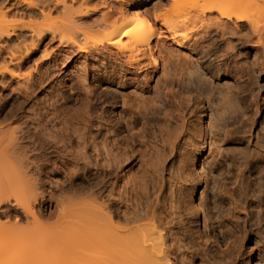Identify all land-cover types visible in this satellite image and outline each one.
Returning a JSON list of instances; mask_svg holds the SVG:
<instances>
[{
	"label": "rangeland",
	"instance_id": "1",
	"mask_svg": "<svg viewBox=\"0 0 264 264\" xmlns=\"http://www.w3.org/2000/svg\"><path fill=\"white\" fill-rule=\"evenodd\" d=\"M45 1L0 0V70H8L9 72V74L0 76V106L9 103L4 114L9 113L12 109L16 114L25 111L28 122L39 125V134L43 137L44 144L49 145L47 146L48 149L52 147L54 150L56 148V151L58 150V154L53 149L50 150L51 153L47 150L46 155L40 158L42 164L38 162V165L41 166L42 171L39 173L36 171V166L30 162L33 161V158L35 159L34 154H29L31 152V141L22 142L23 145H30H27V147L24 145L25 147H23L26 150L29 149L27 153L30 155L28 156L30 161L28 162L33 165L28 171L29 180L32 182L36 179L41 180L40 193H44L45 196L44 213L46 217L42 221L45 230L55 231V229L70 228V226L74 227L77 223H81V225L91 224L90 226L95 230V235L101 231L104 232L105 228L102 223L105 222L103 215L107 214L105 212L107 205H110L111 209L118 212L115 213L122 217L121 220L114 222L115 225L122 227L121 229L127 227V229H130L132 225L130 226L127 223L125 219L127 216L131 217L134 214L151 213L152 211L164 223L172 264H215V261L217 263L222 262L224 256L226 257L224 261L231 262V259H233L236 260L234 264H241L248 258L252 249L256 251L250 264H264V221L261 225L256 224L254 221L256 216L251 215V218L249 217L245 223V220L240 218L239 214L228 205V202L221 199L222 196L220 197V193L224 190L227 191L234 187L235 179L233 175L236 172L231 166V173H228L229 167L223 163L221 156L214 154L207 158V156H210V152H208L209 155L207 154L205 157V175H208L210 168L215 169L213 174L209 175L211 186L207 187L206 185L203 188L204 194H202L203 191H200L202 193H200V196L198 194L195 199L197 204L205 200L201 204L203 209L200 211V215L195 216L190 215L184 208L181 209L179 206L171 207L170 195L173 194L172 189H174L173 186L176 185L177 181L174 175L177 176L178 173V169H175V167L178 168V165H180V162H178L180 157L177 155L179 152L176 155L174 153L172 157L168 153V158H164L166 160L161 164V173L154 176L150 170V156L147 157L149 153L141 155H145L147 161L144 160V157L138 159L137 155H135V160L134 157L129 156V158L123 159L125 163L120 161L122 166L119 164L120 162H118L119 165L116 168L109 164V167H107L112 168L111 170L105 168L108 162L103 163L105 161H103V158L106 159L103 157L104 155L102 158L101 155L98 156L99 153H95L98 149V152L101 153L100 150H102L103 145L101 148L98 147L106 136H108L105 139L107 141V139H110V135L113 137L114 133L117 134L118 140L120 139L119 141L123 142L122 146L125 142L131 140L133 133L126 127L133 121L132 126L141 128L140 112L144 109L149 110L148 119L150 123L147 125L148 127L142 126V128H146L143 131L148 137L144 136L148 141V146L151 147V141H149L152 138L151 119L153 124L163 122V111L169 108L164 96L165 92L162 90L161 92L160 89L156 92L155 89H158L157 84L159 86V82L168 80L167 78L171 80V75L176 74L179 75L177 79H183H181L183 81L182 87L193 91L194 95H203L206 98V109L210 119L211 114H216L218 104L220 102V104L224 103V95L231 90L235 96V93L239 90L241 94L237 93L239 96H235L238 99L236 100L233 96L235 103L240 104L243 108L240 105L238 107H241L242 110L246 109V111L243 110L245 111L244 115L252 117L253 114L258 119L259 124L255 127L253 134L248 136L249 144L243 145L241 141L231 144L226 140H222L220 143L217 141V144L225 151L242 149L247 145L251 150L255 149L259 135L264 134V131L261 130L264 127V47L255 43V41L253 44L252 34L249 33L248 28L238 31L231 26L223 29L222 27L213 28L211 36L207 35L204 41H201L197 46L194 45L195 50L191 46H189L190 49L189 47L182 49L177 47L174 41L171 40L170 34L159 24V28H162L161 36L157 38L159 43L157 39L154 41L153 47H156V56L159 57L161 65L158 70H154L150 65V67L147 66L149 62L144 61V64L142 61V66H137L138 64L126 59L124 56L120 58L121 56L116 55L118 54L115 51L116 49H113L116 53L112 50L113 53L108 52L109 50L95 52V49H91L93 51L87 54L78 52L75 49L76 47L72 49L74 41L82 47L94 46L95 43L104 38V30L98 28L90 30L86 27V30H81L82 33L77 36L74 32L72 33L73 30L68 29L69 22L67 14L63 11V0H53L62 4L55 9L54 4L56 3L52 2L53 6L50 7L47 4L48 2L44 4ZM104 1L108 2L104 4ZM127 1L89 0V7L91 9L98 7L102 11L110 9L112 12L118 13L126 7ZM154 1L156 0H147L144 4V10L151 11L153 14L158 12V15L163 17L164 15L167 17L172 15L169 1L160 7L153 5V3L158 4V1L157 3ZM67 3L70 6L75 5V9L80 6V3L74 4L72 0H67ZM104 5L105 7H103ZM9 8H12V10L10 11ZM116 8H118V11ZM43 9L46 13L42 12ZM170 11L171 13H169ZM97 16L100 17L99 14ZM95 18L97 17L95 16ZM79 21H84L89 24L88 26L92 23L89 16L80 17ZM85 23L84 25L87 26ZM53 36L57 38L56 41H52ZM249 39H251V43ZM63 43L64 47L67 45L68 48L62 47ZM212 47L218 53L213 52L211 56H207V52L212 50ZM61 58L67 59L64 61ZM225 66L229 67L226 68ZM247 66H249V69ZM183 67H186L185 70L187 68L193 70L192 68L195 67L196 71L200 69L201 72L195 71L194 78L191 79V76L187 75L190 72L188 70L187 72L184 70L186 73L183 72ZM169 70L173 74L170 75ZM151 73L153 74L152 80L149 77ZM183 75L187 76L184 78ZM83 76L88 78L87 81L82 80ZM191 80L192 82H189ZM252 83L254 86H252ZM89 85L92 87H90L91 89H88ZM162 85L159 88H162ZM4 86H7V89ZM252 88L255 91H251ZM158 91L161 94L164 92L163 97L160 96L161 94ZM211 91L215 94V97ZM250 92L254 96L253 98L252 96L250 98ZM157 93L160 97L156 95ZM210 98L211 100L214 98V105L208 103V100L211 101ZM164 102L167 103L168 108ZM193 108L196 107H192L189 109L190 111L186 108L188 118L190 112H195ZM192 109L193 111H191ZM156 112L157 114H154ZM192 113L191 117L194 118L196 113ZM254 113H256V116ZM153 114L155 116L151 117ZM241 114L238 115L241 117L240 120L237 119L239 120L238 128L248 125L246 117L243 119ZM16 124L21 126L20 121L16 122L14 127ZM111 127L114 132L109 129ZM140 128H135L136 131H133L135 135L139 136L136 133ZM242 130L236 132L240 134ZM143 131L138 132L141 134ZM137 136H134L135 140H139ZM235 136L236 138L241 137L237 134ZM262 137L264 138V136ZM263 138L261 140L264 143ZM94 146L98 149L95 148L97 150H94ZM180 146L183 149L186 148L183 144ZM59 149L62 150L59 151ZM111 158L113 159V156ZM111 158L106 160L108 161ZM113 164L117 163L114 162ZM237 164L236 162L235 165ZM137 166L139 167L137 168ZM259 167L258 169H261ZM258 169L254 174L256 176L252 178L254 180L258 178L257 175L260 172ZM30 170L33 172H30ZM17 186H19V190ZM23 186H27L28 189L29 184H23ZM13 187L11 190H7L8 198L11 201L22 196V194L19 195L20 184ZM24 187H22V191ZM29 192L30 190H25L26 194ZM217 200L219 205L215 204ZM220 214L222 215L221 222L217 221ZM87 219L91 220L90 223ZM97 224H100L101 227L97 228ZM95 239L88 246V250L91 251L88 253L91 256L88 253L86 254L90 257L91 262L86 260L84 264H100V260L97 259L98 256H101L100 259H103L104 262L106 251L100 249L101 251L97 252L98 250H95L93 245L97 246ZM98 243L101 246L102 239ZM48 250H44V254L47 255L42 259H38L37 264H48L50 258L51 260L53 258L59 259L58 254L54 255L51 250ZM68 253V257L67 253H64L63 256L65 257L60 259V264H80L75 259L76 256H71L70 252ZM194 254L201 261H194L192 258ZM81 257L83 256L79 255V259Z\"/></svg>",
	"mask_w": 264,
	"mask_h": 264
},
{
	"label": "bare ground",
	"instance_id": "2",
	"mask_svg": "<svg viewBox=\"0 0 264 264\" xmlns=\"http://www.w3.org/2000/svg\"><path fill=\"white\" fill-rule=\"evenodd\" d=\"M72 1L74 4L80 3V6L75 9V5H68L67 0L62 1L63 5L61 4V2L56 3L53 0H46L44 4L48 2L47 4L51 7L52 2L56 3L54 4V9L58 6L60 7L61 5L64 6L63 11L65 14H67L69 22L68 29L73 30L72 33L74 32L77 36L82 33L81 30H86V27L90 28V30L93 28L104 30V38L95 43L92 47H82L75 41L72 43V49L73 47H76L75 49L78 52L86 54L92 52L93 50L91 51V49H95V52H103V50H109L108 52H112L113 49H116L115 51L118 52V54L116 55H119V57L121 56L120 58H123L122 56H124L126 59L138 64L137 66H142V61L143 63L144 61L147 63L149 62L147 66L150 65L151 68H154V70H158L161 62L159 57L156 56V47H153V43L157 38L161 36L162 28H164L166 32L170 34L172 38L171 40L174 41L177 47L182 49L191 46L195 50L194 45L197 46L201 41H204L207 35L211 36V30L213 28L222 27L223 29L224 27L229 28L231 26L238 31L243 28H248L249 33L252 34L251 39L253 44L255 41V43L261 44V46L264 47V0L154 1L156 3L158 1V4L153 3V5H156L157 7L162 6L164 3L166 4L167 1L170 2V10L172 11V15L169 17H167L166 15H164V17L162 15H158V12H155L157 14L156 15L151 13V11L144 10V4L147 0H128L127 4L125 2L126 7H124L123 10L118 13L112 12L110 9L102 11L98 7L91 9L89 7V0ZM107 2H105L104 4H106ZM103 7H105V5ZM9 9L10 11L12 10V8ZM117 9L118 8H116V10ZM171 11L169 13H171ZM42 12L44 13L45 10ZM97 14H99L100 17L97 16ZM87 16L92 19V23L90 26H88L89 24L85 23L84 21H79L80 17L83 18ZM95 16L97 18H95ZM83 22L87 24V26H85ZM159 24L162 28H159ZM251 39H249V41ZM56 40L57 38L53 36L52 41ZM193 41L195 42L193 43ZM62 47H64V43ZM64 48H68L67 45ZM189 49L187 48V50ZM213 52L216 53L217 50H214V48L212 47V50L207 52V56H211ZM61 59L65 61L67 58ZM249 66H247L248 69ZM195 67L192 68L194 71L190 69L192 72L189 70V68H187L188 72H190L187 75L189 77L191 76V79L194 78L196 71V69H194ZM185 68L183 69V72H187ZM197 71L201 72L200 69ZM171 73L172 72L170 71V75ZM5 74H9L8 70H0V76H4ZM86 76L82 77V80H84V82L88 79L86 78ZM171 76V80L167 78L168 80H165L167 82H159V86L164 84L162 85V88H159L157 84L158 89H155L156 92L159 89L160 91L162 90L165 92L164 95V92L161 94L162 91L160 93L158 91V93L161 94L160 96H165L169 108L167 107V103L164 102V104L166 103V107L168 108V110L165 108L166 111H163V122L153 124L151 119L150 125L152 138L151 140H149L151 141V147L150 145L148 146V141H146L145 137L147 135H145V131H143V129L146 128H142V126L146 127L150 123L148 119L149 110L144 109L145 111H143L145 114L142 110V112H140V120L142 122H139L142 123V126L141 128L137 126L138 128H140V130L143 131V133L139 134L138 131L140 130L138 129L136 134H138L139 136L135 135L133 131H136L137 127L132 126L133 121H130L131 124H128V127L126 128H128L129 131L133 133L131 140L126 143L124 139L125 145L123 144L122 146L121 144L123 142L121 143L119 141L120 139L118 140L117 134L114 133L113 137L110 135V139H107V141L105 139L108 136H106L99 147L98 145H96L98 148H101V146L103 145L102 150H100L101 153L98 152L99 149L94 146V150L98 149L95 153H99L98 156L101 155L100 157L104 155L103 157H105L106 159L113 156V159L111 158L113 162L111 159V161H107L102 157L103 161L105 160L104 162L102 161L104 164L108 162L105 168H108L109 164L112 167L115 166V168L119 164L122 166V163H125L123 159L129 158V156L134 157L135 160V155L138 156V159H141L147 153H149L147 154V157L150 156L151 158H149V161L151 160L150 170L151 174H153L154 176L161 173V164L162 162H165L169 154L172 157L174 153L176 155V153L179 152V154L177 155H179L178 157H180V161H177L180 162V165L177 164L179 166L178 168L174 166L175 169H178L177 176L171 174L174 175L175 178H177V181L175 183L176 185L173 186L174 189H172L173 194L170 195L171 207L173 208L175 206H179L181 209L184 208L186 212L190 213V215L193 214L195 216L200 215V211H202L203 209L201 207V204L205 202V200H202L200 204H197L195 199L198 194V196H200V193H202L200 191H203L202 194H204L205 191L203 190V188L206 185L207 187L211 186V178H209V175H212L215 169L210 168L208 175H205V157L207 156L208 152H210V156H207V158L213 156L214 154H217V156H221V158L223 159V163L227 165V167H229L228 173H231V166L236 170L235 174L233 175L235 179L234 187L228 189L227 191L224 190V192L220 193V197L222 196L221 199L228 202V205L231 206L237 214H239L240 218L245 220V223L246 221H248L249 217L251 218L252 215L256 216V219L254 220L255 223H259L261 225L264 221V143L261 140L264 134L262 136L259 135L260 137L258 139L256 148L253 150H251V148L247 145L242 149L239 148L238 150L225 151L217 144V141L220 143L222 142V140H226L231 144L240 141L243 145L249 144L250 141L248 136L253 134L255 127L257 126V124H259L258 119L255 118L253 114L251 115L252 117H250V115H244L246 109H243L245 110L243 111V107L240 104L239 105L242 108L240 107V109L238 107L239 105L235 103L233 98L234 94H232L231 90L228 91L229 93L227 92V94L224 95V103H219L221 108L218 104L217 107L219 109L216 108V114L218 113V115L211 112L216 116L210 113V119L208 118L209 113L206 109V98L203 95H194L193 91L182 87L181 84L183 82V79H177L179 75L176 74L174 76ZM186 76L183 75L184 78ZM149 77L152 80L153 74H149ZM196 77L199 78L200 76ZM189 82H192V80ZM254 84L252 83V86H254ZM4 87L6 88L7 86ZM90 87L91 86L89 85L88 89L92 88ZM253 88L252 90H250L255 91L253 90ZM212 91L214 92V90ZM212 91L211 93H213ZM158 93L156 95H158ZM237 93L239 95L241 94L238 90V92L235 93V96L238 95ZM250 94V98L251 96L253 98L254 96L251 92ZM213 96L215 97V94ZM237 97H235L236 100L238 99ZM198 100L199 102H197ZM212 100H208V103L214 105V100ZM8 106V102L0 106V264H34L35 261V264H37V262L39 261L38 259H42L43 257H45V255H47L44 254L45 249H49L48 251L51 250L54 255L58 254L59 258H53L52 260L50 258L48 260V264L49 261L50 264H60V259H63L65 257L63 256L64 253H67L68 257V252H70L71 256H76L75 259H77L80 264H84V261L86 260L91 262V260H89V256H91V254L88 253L90 251V249L88 250V246L92 244L93 240L98 235V240L101 242L102 239L103 243L100 246V244L98 243L99 241L96 238L95 241L97 246L93 244L94 248L95 250H98L97 252H100V249L106 251V253L105 251H103L106 254L104 257V262L103 259H100L101 256H98V258L95 255L97 259L100 260V264H172L170 250L167 246L168 236L165 232L166 229L164 227V223L162 222V219L152 211L151 213L144 212L143 214H134L131 215V217L125 215L127 216V218H125L127 223H129L130 226L132 225L130 229H127L128 227L125 229H121L122 227L120 228L115 225L114 222L121 220L122 217H120L121 215H117L116 213L118 212L113 211L110 205H107V207L104 206L105 212H107V214L105 213L106 215H103L105 217V222L103 221L104 223H102V225H104L103 227L105 228V230L103 229L104 232L100 230L101 232L95 235V230L90 226L91 224L81 225V223H77L76 226L74 225V227L70 226V228L64 227V229L60 228L61 230H52L54 232L45 230L44 225H42V221L46 217L44 213L45 196L44 193H40L41 180L36 179L34 182L29 180L28 171L31 166L35 165L36 171L40 173L42 171L41 166L38 165V162L41 163L40 158H43L44 155H46L45 153L47 152V150L50 151L53 148L51 147L50 149L49 147L48 149L47 146L49 145L44 144L43 137H41V135L39 134V125L28 122L29 120H27L26 118L25 111L20 113L18 112V114H16L12 111V109L9 111V113L4 114ZM192 107H196L195 109L193 108L196 115L194 118H192V112H190V116L188 118V111L186 110V108H188L189 110ZM193 109L191 111H193ZM240 110H242L243 112ZM154 114H157V112ZM154 114L151 117H154ZM237 114H241L243 119H245L246 117V123L248 124L246 127H237V124L239 123V120L241 118ZM254 115L256 116V113H254ZM238 118L239 120H237ZM19 121L21 122V126L16 124V126L18 127H14V124ZM109 129L112 130L113 128L111 127ZM240 129L243 130L240 134H238V132L236 131H239ZM261 130L264 131V127ZM31 131L33 132L31 133ZM263 131L261 132V134L263 133ZM235 134L241 137L236 138ZM134 136H137V138L139 137V140H135ZM25 141H31V152H29V154L31 153L35 155V159L33 158V161H30L28 157L30 156L27 153L29 149L26 150L23 148L25 146L27 147L28 145L24 144V146L22 144V142L24 143ZM181 144H183L186 148H181ZM56 149H53V151L55 152ZM60 150L62 149H59V151ZM51 151L49 153H51ZM57 152L58 150L56 151V153ZM143 154L145 155L141 156ZM145 157L144 160L147 161V157ZM28 161L32 162L33 165H30L31 163ZM120 161H122V163ZM114 162L117 164L114 165ZM118 162L120 163L118 164ZM236 162L238 163L237 165H235ZM259 166L261 167V169H258ZM138 167L139 166H137V168ZM108 169L111 170L112 168ZM108 169L106 170L109 171ZM120 169L122 168L120 167ZM257 169L260 172L257 175L258 178L254 177V180L252 178L253 176H256L254 174L256 173ZM31 171L32 170H30V172ZM108 173H110V171ZM16 184H20V192L22 191V187H24L23 184H29L28 189L26 188L27 186H25L24 188H26L25 190H30V192L26 194L23 188L24 192H19V195L22 194V196L17 197L16 199L11 201L8 198L7 190H11L12 187ZM17 187V189L19 190V186ZM215 204L219 205V201H215ZM221 217L222 215L220 214L217 217V221L221 222ZM87 221L90 223L91 220L89 221L87 219ZM146 222L148 223L146 224ZM133 225L136 226L133 227ZM96 226L98 228L100 224H97ZM98 245L100 248L98 247ZM97 247L98 249H96ZM92 250L95 252L94 249ZM255 251V249H252L251 252L249 251L250 253L248 258L241 264H250L255 255ZM87 253L89 254V256L86 255ZM79 255L83 257L79 259ZM195 255L196 254H194V256L192 257L193 260L201 261V259H198L199 257ZM225 259L226 257L224 256L222 262L217 263V261H215V264H234V261H236L233 259H231V262L224 261Z\"/></svg>",
	"mask_w": 264,
	"mask_h": 264
}]
</instances>
